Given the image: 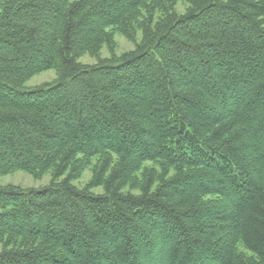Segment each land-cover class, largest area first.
Here are the masks:
<instances>
[{"label": "trees", "instance_id": "1", "mask_svg": "<svg viewBox=\"0 0 264 264\" xmlns=\"http://www.w3.org/2000/svg\"><path fill=\"white\" fill-rule=\"evenodd\" d=\"M34 170L0 264H264V0H0V178Z\"/></svg>", "mask_w": 264, "mask_h": 264}, {"label": "rangeland", "instance_id": "2", "mask_svg": "<svg viewBox=\"0 0 264 264\" xmlns=\"http://www.w3.org/2000/svg\"><path fill=\"white\" fill-rule=\"evenodd\" d=\"M76 1V0H70ZM135 38H130L129 36L124 34H116L114 37V44L115 46L112 48H108L107 46L102 49L99 53L100 58H108L112 55L120 56L125 52H129L135 48V45L140 42L142 33L141 31H137ZM134 39V40H133ZM98 57L86 55L85 57L80 59L81 63L84 64H95L98 61ZM58 77L57 70H51L44 73H41L35 77H33L28 83V87H35L45 83H50L56 80ZM93 170L92 168L87 169L84 174L74 182V184L79 188H85L89 182L93 179ZM53 180L51 173L40 174L38 171L32 172H22L17 171L10 175L4 176L0 178V182L2 185H11L17 186L24 189L29 188H42L48 186L51 181ZM96 194H102L104 192L102 187L96 188L93 190Z\"/></svg>", "mask_w": 264, "mask_h": 264}]
</instances>
